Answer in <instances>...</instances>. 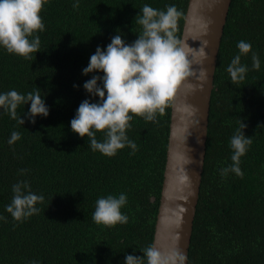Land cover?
Listing matches in <instances>:
<instances>
[{"label":"trees","instance_id":"1","mask_svg":"<svg viewBox=\"0 0 264 264\" xmlns=\"http://www.w3.org/2000/svg\"><path fill=\"white\" fill-rule=\"evenodd\" d=\"M188 0H50L41 10L45 31L34 60L0 49V92L27 94L38 87L49 108L47 117L23 125L0 112V264H123L125 254L142 256L152 246L163 181L171 103L154 121L134 116L127 130L137 150L115 156L93 151L69 122L84 99L91 75H82L97 46L116 32L131 43L141 32L136 15L144 4L164 10L175 4L183 15ZM251 43L260 58L242 57L246 78L231 83L226 71L237 42ZM34 57V54H33ZM95 74V73H94ZM76 85V87H74ZM29 105L17 108L18 116ZM252 144L240 158L243 176L220 169L231 164L230 138L239 127ZM23 118V117H22ZM13 131L21 138L9 144ZM102 140V132L97 133ZM21 169H27L21 173ZM27 180L44 196L40 212L17 222L5 211L11 186ZM125 193V224L106 227L92 219L101 196ZM135 249V253H133ZM187 264H264V0H231L214 72L206 152L193 221Z\"/></svg>","mask_w":264,"mask_h":264},{"label":"clouds","instance_id":"2","mask_svg":"<svg viewBox=\"0 0 264 264\" xmlns=\"http://www.w3.org/2000/svg\"><path fill=\"white\" fill-rule=\"evenodd\" d=\"M49 2L50 0H0V49L33 61L35 54L41 51L39 33L45 31L40 13ZM79 3L80 0H73L72 7L78 8ZM182 15L175 4L167 5L164 10L144 4L136 15L141 32L134 41L128 43L120 32H116L110 43L103 49L97 46L90 55L88 64L81 73L93 75L83 83V89L89 97L97 99L95 102L84 99L69 125L78 137L87 138L93 151L109 157L115 156L125 147L135 152L137 145L127 135L134 116L154 121L170 105L179 85L189 78L204 80V70L197 73L193 65L201 64L206 59L205 45L194 49L177 35ZM236 47L238 52L226 68L231 83L245 80L249 67L242 63V57L249 53L251 68L259 70L261 66L260 58L252 51L250 42L240 40ZM185 87L195 90L199 84L185 83ZM40 92L38 87L36 91L27 94L18 93L15 89L0 92V112L20 125L25 120L34 124L37 116L47 117L49 114L45 98ZM25 105H29L28 110L18 116L17 108ZM238 120L239 127L230 138L232 163L220 169L222 178L229 173L243 176L240 158L252 144L251 137L246 136L243 131L246 124L239 117ZM98 132H102V140L97 139ZM20 138V133L13 131L8 143L11 145ZM27 171L20 170L22 174ZM11 191L12 199L5 205V211L13 220L23 222L40 212L37 205L43 203L44 196L33 192L27 180L14 183ZM126 204L125 193L101 196L96 200L92 219L106 227L125 224L128 216L121 209ZM4 219L6 218L0 215V220ZM135 251L133 249V253ZM141 253L142 256L125 254L123 264H185L187 259L178 252L165 256L151 245ZM30 264L39 262L33 260Z\"/></svg>","mask_w":264,"mask_h":264},{"label":"water","instance_id":"3","mask_svg":"<svg viewBox=\"0 0 264 264\" xmlns=\"http://www.w3.org/2000/svg\"><path fill=\"white\" fill-rule=\"evenodd\" d=\"M231 0H188L181 38L194 49L205 45L206 59L194 64L203 81L195 90L178 86L171 101L166 161L152 246L163 255L188 259L206 152L210 97L223 28ZM187 259L185 264H187Z\"/></svg>","mask_w":264,"mask_h":264}]
</instances>
